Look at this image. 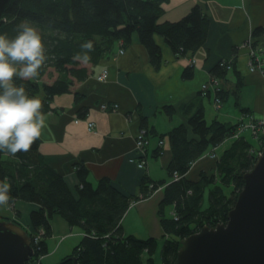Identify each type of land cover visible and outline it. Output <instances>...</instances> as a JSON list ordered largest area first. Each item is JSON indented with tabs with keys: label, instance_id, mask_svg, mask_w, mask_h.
Segmentation results:
<instances>
[{
	"label": "trees",
	"instance_id": "trees-1",
	"mask_svg": "<svg viewBox=\"0 0 264 264\" xmlns=\"http://www.w3.org/2000/svg\"><path fill=\"white\" fill-rule=\"evenodd\" d=\"M165 11V0H0V34L14 36L16 25L25 19L41 30L48 59L38 78L17 83L23 84L29 95L41 100L45 114L51 109L50 99L56 94L74 92L80 97L77 88L95 72L99 61L110 58L120 40L123 46L128 45L134 32H138L155 68L161 66L163 59L161 47L154 39L155 33L164 36L177 55L194 52L204 44L210 19L200 4H194L180 19L160 21ZM262 32L263 27H257L254 34ZM87 40L94 45L90 60L86 63L74 60V55L82 51L80 45ZM227 72L219 62L213 68V73L223 78ZM182 75L193 77V65L186 66ZM241 87L242 82L238 80L230 92L240 110L250 114L251 109L240 103ZM218 94L225 100L229 91L222 89ZM165 109L170 114L175 110L172 106H165ZM145 120L146 117L142 119V127L152 133L153 128H148ZM188 125L190 129L183 123L168 132L172 150L168 171L170 176L177 174L178 178L167 183L145 173L139 193L134 195L118 190L108 177H102L97 186H93L87 179L88 168L83 163L75 165L80 178L75 194L64 177L45 162L40 150L41 138L26 153L8 155L7 159L0 153V180L7 177L12 186L10 202L25 200L39 206L30 212L32 228L26 229L34 249L30 261L49 252L47 239L53 233L51 219L58 213L71 226L81 227L86 232L70 254L76 256L77 264H158L156 255L152 256L159 241L151 236L141 238L126 233L121 220L132 201L148 197L160 185H165L159 204L161 224L166 233L172 235L161 247L160 264H175L182 238L205 224L213 226L227 221L228 211L243 188V173L256 160L254 148L260 141L264 145V133L260 138L252 137L256 140L255 146L245 138V133L250 131L239 130L238 123L217 119L208 123L202 103L188 115ZM234 137L230 147L215 159L219 176L202 173L199 180H192L186 175L191 163L210 146ZM228 185L234 186L231 195L223 190V186ZM171 204L175 214L169 217L165 208ZM40 230L43 233L38 243H34V236ZM68 256L57 264H74L72 259H66Z\"/></svg>",
	"mask_w": 264,
	"mask_h": 264
},
{
	"label": "crops",
	"instance_id": "crops-1",
	"mask_svg": "<svg viewBox=\"0 0 264 264\" xmlns=\"http://www.w3.org/2000/svg\"><path fill=\"white\" fill-rule=\"evenodd\" d=\"M197 3L208 14L210 25L204 44L196 51L177 55L165 37L155 33L154 39L163 56L161 66L155 68L138 32H134L131 42L123 46V53H119V47L123 48L120 40L115 46V55L99 61L95 72L77 88L80 97L66 92L50 99L51 109L45 113L40 150L45 162L64 177L75 194L80 184L75 169L77 163L87 166V179L93 186H97L102 177H108L127 195L139 193L145 173L167 183L177 179L178 175L170 176L168 171L172 159L168 132L183 123L190 129L188 115L199 103L204 106L208 123L215 119L229 123L241 121L245 114L230 92L238 80L242 82L241 105L250 108L258 121L264 120V74L250 70L249 66L251 49L264 51V0H165L166 11L160 21L180 19ZM257 27H263L262 34H254ZM221 58L233 62L232 70H228L224 78L213 73ZM188 65H193L194 75L184 78L183 70ZM104 68H108L109 76L99 81L96 75ZM213 76L229 91L228 98L232 96L229 106L222 104L224 100L217 106L211 83L206 93L201 90L202 84ZM165 106L174 107V112L170 114ZM145 117L153 132L149 133L145 165L141 168L134 148L136 134ZM91 121L93 128H89ZM159 139L164 140L161 146ZM223 143L210 146L191 163L186 175L199 180L202 173L218 174L216 158L211 154L216 151L220 156L231 145ZM7 157L8 154L3 155ZM164 189L165 185H160L148 197L131 202L121 220L126 233L141 238L154 237L161 246L172 238L164 230L159 213ZM37 208L35 202H10L9 207L0 209V219L15 220L30 230L29 214ZM165 213L174 216V205H167ZM51 224L53 233L47 239L49 252L29 264H57L59 259L72 254L86 233L81 227L71 226L58 213L53 215Z\"/></svg>",
	"mask_w": 264,
	"mask_h": 264
},
{
	"label": "water",
	"instance_id": "water-1",
	"mask_svg": "<svg viewBox=\"0 0 264 264\" xmlns=\"http://www.w3.org/2000/svg\"><path fill=\"white\" fill-rule=\"evenodd\" d=\"M243 188L227 221L181 239L175 264H264V146L243 173ZM32 237L17 221L0 219V264H28ZM72 259L77 264L75 255Z\"/></svg>",
	"mask_w": 264,
	"mask_h": 264
},
{
	"label": "clouds",
	"instance_id": "clouds-1",
	"mask_svg": "<svg viewBox=\"0 0 264 264\" xmlns=\"http://www.w3.org/2000/svg\"><path fill=\"white\" fill-rule=\"evenodd\" d=\"M80 48L73 59L86 63L93 42L84 41ZM47 59L44 36L31 21L21 20L12 37L0 34V153H26L41 138L46 126L42 102L17 81L38 78ZM11 187L7 177L0 180V209L9 207Z\"/></svg>",
	"mask_w": 264,
	"mask_h": 264
},
{
	"label": "built area",
	"instance_id": "built-area-1",
	"mask_svg": "<svg viewBox=\"0 0 264 264\" xmlns=\"http://www.w3.org/2000/svg\"><path fill=\"white\" fill-rule=\"evenodd\" d=\"M123 47V43H121ZM124 52V47L120 48L119 53ZM194 62V60H192ZM219 64L226 68V70H231L233 68V63L230 60L221 58L219 60ZM250 70H259L264 74V51L259 49V48H252L251 49V59H250ZM109 76V70L107 68H104L101 72H99L96 75V79L99 81H104L108 78ZM209 83L212 84L216 96L214 98L215 103L217 106H220L221 104V98L218 94V91L222 90L223 87L220 84V79L217 76H213L209 82H204L201 86V90L203 92H207L209 90ZM102 106H105V104H102ZM238 129L239 130H248L250 131V134L252 137L255 138H260V134L264 133V120H257L253 114L246 113L245 117L242 118L241 121L238 122ZM94 122H89V128H93ZM164 143L163 139H160L159 144L162 145ZM149 144V133L147 128L141 127L138 133L136 134L135 137V156L138 159L137 163L139 167H144L145 165V156H146V147ZM261 141L259 142V145H257L254 150L257 152H261V149L259 150L258 148L260 147ZM255 151V152H256ZM217 153V152H216ZM216 153L215 151L211 154L212 157L216 158ZM218 157V155H217ZM217 159V158H216ZM177 175V174H175ZM43 230H40L38 234H36L34 237V243H38L40 236L42 235Z\"/></svg>",
	"mask_w": 264,
	"mask_h": 264
},
{
	"label": "rangeland",
	"instance_id": "rangeland-1",
	"mask_svg": "<svg viewBox=\"0 0 264 264\" xmlns=\"http://www.w3.org/2000/svg\"><path fill=\"white\" fill-rule=\"evenodd\" d=\"M159 34V33H158ZM120 48H121V46L119 47V50H120ZM113 55H115V54H113ZM112 55V56H113ZM111 56V57H112ZM110 57V58H111ZM232 102V96H230V98H226L223 102H222V104L223 105H225L226 104V106H229L230 105V103ZM245 138H247L249 141H251L252 142V144H254L255 146L257 145L256 144V140H254L253 138H252V136L250 135V133H248V132H246L245 133ZM236 139V137H234V138H229V139H226L225 140V145H228V144H232L233 143V141ZM223 143V144H224ZM220 145V144H219ZM263 146L264 145H262V144H260V147L258 148L259 150L260 149H262L263 148ZM222 147V146H221ZM134 151H136L135 150V148H134ZM215 153H216V151H215ZM259 152H256V155L258 154ZM216 157H217V153H216ZM215 175H217V176H219L218 174H215ZM223 190H224V192L227 194V195H231L232 194V190H234V186L233 185H228V186H223ZM207 203H208V198H207V200L205 201V206L207 205ZM161 245L159 244V247L157 248V250H156V253L152 256L153 258L155 257V255H156V262L159 264L160 262H161V247H160ZM60 261V259L57 261V262H59Z\"/></svg>",
	"mask_w": 264,
	"mask_h": 264
},
{
	"label": "flooded vegetation",
	"instance_id": "flooded-vegetation-1",
	"mask_svg": "<svg viewBox=\"0 0 264 264\" xmlns=\"http://www.w3.org/2000/svg\"><path fill=\"white\" fill-rule=\"evenodd\" d=\"M258 155V154H257Z\"/></svg>",
	"mask_w": 264,
	"mask_h": 264
}]
</instances>
